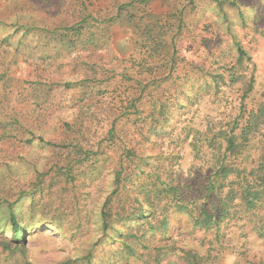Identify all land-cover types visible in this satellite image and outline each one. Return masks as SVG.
Here are the masks:
<instances>
[{
  "label": "rangeland",
  "instance_id": "obj_1",
  "mask_svg": "<svg viewBox=\"0 0 264 264\" xmlns=\"http://www.w3.org/2000/svg\"><path fill=\"white\" fill-rule=\"evenodd\" d=\"M139 1L0 0V264H264L216 175L264 106V0Z\"/></svg>",
  "mask_w": 264,
  "mask_h": 264
},
{
  "label": "trees",
  "instance_id": "obj_2",
  "mask_svg": "<svg viewBox=\"0 0 264 264\" xmlns=\"http://www.w3.org/2000/svg\"><path fill=\"white\" fill-rule=\"evenodd\" d=\"M140 1L144 2L145 0ZM118 10L121 14L123 10L122 6L120 9L118 8ZM119 16L118 13L116 16H112L105 21L115 23ZM86 22H88L87 19H83L81 22L72 25L63 23L58 25L56 23L58 26L51 34L57 32H73L75 37L69 39V42L73 43L74 41H79L81 43L82 26ZM250 92L251 90H249V93ZM238 127L237 125L236 128ZM236 128H234L230 136H227L226 140L223 141V145L226 146V155L223 159L222 156H220L218 160V163L221 164L216 171V175L222 180L220 184L218 182L220 185L219 190H221V194H217L221 197L218 212L221 211V213H225L224 208L228 205L226 202L231 204L236 201H240L241 204L245 206L247 212H256L259 208L264 207V153L261 154L258 164L253 170L248 171L240 167L238 168L237 160H239L240 156L242 157L244 155L246 149L253 143V140L264 130V106H261L258 110L251 111L244 117V123L241 124V127L238 130ZM235 151H238L237 155L227 156L228 152L234 154ZM212 189H216L215 184L212 185ZM108 218V213H103L105 228H107L108 225ZM205 223L208 225V221ZM258 232L261 238H264V227L259 228ZM21 233L22 230L18 229L17 236L19 237Z\"/></svg>",
  "mask_w": 264,
  "mask_h": 264
}]
</instances>
